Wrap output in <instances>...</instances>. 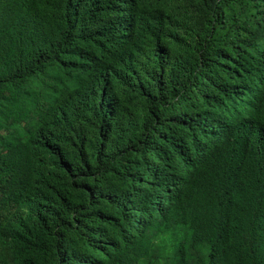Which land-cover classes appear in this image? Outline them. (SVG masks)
<instances>
[{
  "label": "trees",
  "instance_id": "obj_1",
  "mask_svg": "<svg viewBox=\"0 0 264 264\" xmlns=\"http://www.w3.org/2000/svg\"><path fill=\"white\" fill-rule=\"evenodd\" d=\"M0 264H264V0H0Z\"/></svg>",
  "mask_w": 264,
  "mask_h": 264
}]
</instances>
